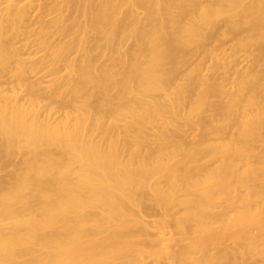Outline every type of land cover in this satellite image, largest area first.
Segmentation results:
<instances>
[{
	"label": "bare ground",
	"instance_id": "obj_1",
	"mask_svg": "<svg viewBox=\"0 0 264 264\" xmlns=\"http://www.w3.org/2000/svg\"><path fill=\"white\" fill-rule=\"evenodd\" d=\"M36 1L0 0V164L11 153L21 158L0 177V264H132L150 243L167 264H264V185L254 187V201L240 196L252 182L236 175L243 166L223 175L199 165L212 147L178 137L196 126L184 106L195 114L219 91L196 69L181 74L189 48L206 46L214 18L243 0H43L33 17ZM249 14L255 21L230 30L256 28L261 46L264 0ZM72 15L83 17L82 29L65 24ZM51 29L61 37L58 65L33 49L53 43ZM77 50L83 58L70 59ZM95 50L105 63H96ZM221 178L233 189L218 192ZM149 192L163 205L150 222L154 240L140 216L154 215ZM225 242L234 246L207 257V246Z\"/></svg>",
	"mask_w": 264,
	"mask_h": 264
},
{
	"label": "rangeland",
	"instance_id": "obj_2",
	"mask_svg": "<svg viewBox=\"0 0 264 264\" xmlns=\"http://www.w3.org/2000/svg\"><path fill=\"white\" fill-rule=\"evenodd\" d=\"M50 6L55 4L52 0ZM255 0H243L242 3L234 5L227 12L218 14L214 18L215 32L211 41L204 47L192 46L189 52L192 54L191 63L180 70L181 74L187 73L189 69H196L201 77L202 82H212L219 89L218 93L209 97L204 103L198 106V111L193 114L189 112V106H184V112L190 116V119L196 121V126L192 129H182L178 133L179 140L184 144H189L192 141H205L203 149L212 147L213 153L210 157L200 156L199 165L207 166L222 171L232 168V165L238 163L243 166L242 171L236 175H240L241 179L247 181L252 179L251 187L240 192V196L248 195L256 199L254 187L264 185V44L258 45L259 34L256 28L251 29L248 34L245 32L237 33L230 30V25H242L247 21H255L252 14L244 16L249 12ZM43 0L36 1L30 10L33 17L38 16L39 8L37 7ZM59 2L57 3V6ZM58 12V11H54ZM49 18L56 17L58 13H54ZM135 17H142V13H138ZM244 17V18H243ZM71 19L76 21H67L66 25L75 29H82L84 26L83 17L75 15ZM76 22V23H75ZM37 27V26H35ZM53 38L48 46L34 45L33 49L36 52V57L47 56L50 63L60 64L61 58L53 53L61 40L58 36V31L51 29ZM12 33H8L11 36ZM68 38L62 40L64 43ZM132 41L127 39L124 43V48L130 46ZM84 53L82 51H74L69 54L70 59H81ZM96 63H105V53L99 50L92 52ZM47 75L46 69L37 72L35 78H43ZM59 75L65 79L69 75L67 70L60 69ZM47 80V78L45 79ZM44 87H49L50 84H43ZM48 89V88H47ZM46 89V91H47ZM62 96H65L66 91H59ZM114 90L110 94H113ZM161 95V93H158ZM158 96V95H157ZM47 104L46 99L40 101V106ZM56 106H52L54 110ZM178 124V123H177ZM122 123H117V129L113 133L116 136L117 131L121 130ZM174 127L168 128L171 133L174 132ZM145 135L150 141L152 148L158 144L152 140V131L146 129ZM177 158L173 159V162ZM20 156L11 153L10 156L4 158L0 164V177H4L12 170L20 166ZM219 175V174H218ZM224 175V174H223ZM223 181L218 192H226L233 189L232 185H227L228 181ZM149 186L153 184V179L149 181ZM165 190V187L162 188ZM222 200V199H221ZM255 203V202H253ZM147 204L153 210L154 215L149 217L145 214L140 216L146 221L145 232L150 240L155 239V231L150 227V222L162 211V203L157 195L149 192V200ZM264 206V198L261 200ZM91 213L92 211H88ZM168 231L177 236L178 232L173 226L170 219ZM175 249H181V242H177ZM225 246L233 247L231 242H225L220 246H207L206 255L209 258L214 254L221 253ZM149 253H142L133 258L132 264H167L164 257L149 244ZM253 259H249L252 261Z\"/></svg>",
	"mask_w": 264,
	"mask_h": 264
}]
</instances>
